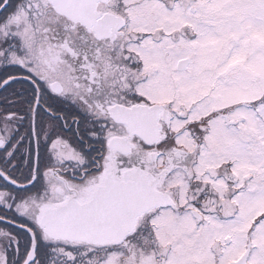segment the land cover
Returning <instances> with one entry per match:
<instances>
[{"label": "snow or ice", "instance_id": "snow-or-ice-1", "mask_svg": "<svg viewBox=\"0 0 264 264\" xmlns=\"http://www.w3.org/2000/svg\"><path fill=\"white\" fill-rule=\"evenodd\" d=\"M0 264H264V0H0Z\"/></svg>", "mask_w": 264, "mask_h": 264}]
</instances>
